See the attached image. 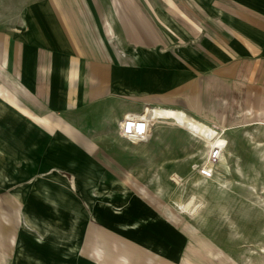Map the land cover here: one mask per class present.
<instances>
[{
    "label": "rangeland",
    "instance_id": "rangeland-1",
    "mask_svg": "<svg viewBox=\"0 0 264 264\" xmlns=\"http://www.w3.org/2000/svg\"><path fill=\"white\" fill-rule=\"evenodd\" d=\"M23 2L32 7L33 17L27 15L39 30L2 25L8 61L14 60L19 42L20 57L27 54L31 61L47 48L64 66L70 48L54 23L53 6L73 8L75 0ZM119 2L126 5L124 11L116 5L121 13L115 16L116 26L124 16L123 26L130 30H115L127 37L126 42L117 39L123 45L115 46L134 61L124 68L112 65L109 92L85 98L81 80L67 85L60 70L52 84L46 81V93L51 90V113L62 126L45 130L6 104L1 109L10 127L1 122L0 134L6 130L10 144L21 148L11 151L2 143L0 149V261L11 263V237H16L21 213L26 219L32 194L35 214L62 223H55L56 231L64 230L63 225L72 231L74 222L65 219L79 210L115 224L144 222L138 227L143 237L178 264H264V0ZM105 7H98L100 13ZM82 10L88 12L85 0ZM69 17L63 16L68 24ZM19 20L26 24L24 16ZM85 59L84 54L76 57L81 70ZM36 63L21 64V71L36 70ZM120 68L126 73L120 74ZM214 77L221 84L212 86ZM146 95L213 127L225 138V147L216 148V158L209 159L211 146L203 137L160 117L148 121L143 135L125 134L120 123L127 117L119 118L122 103L130 98L140 105ZM211 96L216 102H209ZM192 97L203 101L197 110L190 109ZM64 102L72 105L64 107ZM148 106L130 116L144 117ZM31 140L34 150L27 151ZM220 157L225 168L217 164ZM28 160L46 161V185L40 183L42 174L26 173ZM205 166L211 169L208 177L200 172ZM15 167L19 175L11 174ZM219 182L225 191L215 196ZM59 192L72 201L70 208L52 200ZM86 193L90 198L83 199ZM33 226L36 230L20 224L17 247L23 252L26 246L34 264H46V243L39 233L43 223Z\"/></svg>",
    "mask_w": 264,
    "mask_h": 264
},
{
    "label": "crops",
    "instance_id": "crops-1",
    "mask_svg": "<svg viewBox=\"0 0 264 264\" xmlns=\"http://www.w3.org/2000/svg\"><path fill=\"white\" fill-rule=\"evenodd\" d=\"M15 1L16 4H7L4 0H0V28H2V25L10 24L17 28L24 25L28 27L26 29L39 30L38 24L35 22L30 23V15H27L32 13L33 17L34 11L32 7L25 5L23 0L21 4H19V0ZM104 5L106 7L100 13L98 7ZM116 5L124 11L126 4L123 2L120 3L119 0H106L100 3L97 0H91L88 3L85 0V7L88 12L82 10V0H75L73 8L53 6L57 13L54 23L65 35L67 46L70 48V53L66 56L67 59L64 66L61 65L60 59L56 55H53L52 51L47 48L43 49L31 61H29L27 54L20 57L19 42L15 45V53L12 51L14 60L12 62L8 61V37L0 30V100L4 103H0V125L1 122L5 121V125L7 126L8 122L10 127V121L2 115L1 111L6 104L7 107H11L20 112L21 115L27 117L31 123H36L45 130L46 127L52 129L56 125L62 126V122L54 118L51 113V90L46 93V81L49 80L48 83L52 84L53 76L60 72V70L64 78L68 80L67 85L74 87L75 81L78 79L81 80L84 85L83 91L85 98L94 97L110 91V85L107 83V79L112 73V65L115 64L124 68L125 64L134 61L127 51L123 53L120 51L119 53L115 46L119 43L117 39L126 42L124 38H127L124 35H119L115 30H130L127 26H123V22L125 21L124 16H122L116 26L115 16L121 14ZM64 15H70V24L63 20ZM19 16L25 17L26 24L19 22ZM104 17L105 24L103 22ZM33 23L34 26L32 27L31 25ZM99 30L106 36V40L94 39L92 37L93 35H98ZM26 40L29 41L30 37ZM115 40L117 43H115ZM105 45L109 47V51L105 49ZM118 45L121 46L123 44L120 42ZM26 46L28 48L31 44L28 42ZM79 54H84L87 58L85 59L83 70L77 64L76 57ZM34 61L37 62L36 70L21 71V64L24 67L26 62ZM121 68L120 74H125L126 71H123ZM214 82L221 84L215 77L211 79L212 86ZM168 94L166 93L164 96ZM152 96L146 95L145 99L141 100L140 105L132 102V99L128 98V101H124L121 105L119 118L140 114L142 108H145L147 105H162V103L154 100ZM213 96L208 99L209 102L213 100L216 102ZM46 98L49 102L46 101ZM189 103L191 106L190 109L197 110L201 107L203 101L201 102L198 97H192ZM67 104L72 105V103L64 102V107H67ZM24 123L22 126H24ZM28 125H30V122H28ZM63 127L67 128L68 124H65ZM2 135L6 139L3 142L0 138V149L2 143H4V146H8L11 151L20 152L21 147L17 148L12 142L10 144V137L6 130L2 131L0 137ZM26 144H28L27 151H29L30 147L34 150L33 140L26 142ZM7 149L5 147V150ZM28 162L27 170H25L26 173L42 174L44 177L40 179L41 182L38 181L46 185V161L43 160L40 163L35 160H28ZM11 174L19 175V169L16 167L12 168ZM59 177L61 175H58ZM33 185L34 188L36 186L35 182ZM29 196L25 220L29 226L28 229L32 230H36L33 226L35 223H43L44 231H41L42 233L39 231V233L41 236L43 235L44 242L46 243V264H178L174 256L152 245L143 237V232L138 230V227L143 225L144 222L115 224L93 213L82 215L78 213L79 210L77 211L76 207L77 212L75 214L70 213V217L73 218L74 215L76 220L71 221V218L69 220L68 218L65 219L69 224H73L72 222H74L76 226L74 225L72 231H67L65 225H63L64 230H58L62 232L61 234L63 236H61L55 230L54 226L60 220H56L55 217L46 214L41 217L35 214L31 209L33 200H30L32 199L31 197L34 199V196L32 194ZM58 196L54 197L55 199L52 198V200L57 202V206L70 208L73 205L72 201L69 202L66 198L61 197L60 192ZM84 198L88 199L90 195L86 193L83 196ZM65 220L63 221L64 224H66ZM18 228L16 232V244L12 243L11 263L0 261V264H34L32 262L33 257H30V254L26 253L28 251L26 246H23V252H20V249L17 247L19 240ZM20 255H25L26 258L20 257ZM67 256H69V262H62Z\"/></svg>",
    "mask_w": 264,
    "mask_h": 264
},
{
    "label": "bare ground",
    "instance_id": "bare-ground-1",
    "mask_svg": "<svg viewBox=\"0 0 264 264\" xmlns=\"http://www.w3.org/2000/svg\"><path fill=\"white\" fill-rule=\"evenodd\" d=\"M92 37L94 39L106 40V36H104V34H102V32L100 30L98 31V35H93ZM105 49L107 51H109V47L106 45H105ZM129 117H132V116H129ZM158 117L170 119V120L174 121L175 123H177L178 125H181L188 132H190L192 134H197V135L203 137L205 139L206 146L207 147L211 146L209 151H212L215 148H217L221 151L226 145L225 138L219 132H216L213 129V127H211V126L204 125V124L198 122L192 115H190L187 111H185L182 108L162 106V105H159V106L150 105L146 108V113H145V116L143 118L146 119V121H147L146 126H147L148 121L149 122L154 121ZM133 118H135V117H133ZM121 123H125V120ZM121 123H120V126L122 128L123 126L121 125ZM123 129H124V127H123ZM217 164H218V166L225 168V162H224V159L222 157H220V159L217 161ZM207 167H209V166H207ZM121 181H122V179H121ZM214 188H215L214 192H216L215 196H218V195L221 196L223 194V192L225 191V188H224L222 182H219ZM21 207H22V202H21ZM132 212H134V211H132ZM161 218L163 220H165L166 222H168V220H166L165 217L161 216ZM20 224L21 225L23 224V227L25 225H27L26 220H24L22 217V213H21V218L19 220L18 226H20ZM41 240H42V238H41ZM11 241L13 244H16V237L12 236Z\"/></svg>",
    "mask_w": 264,
    "mask_h": 264
},
{
    "label": "built area",
    "instance_id": "built-area-1",
    "mask_svg": "<svg viewBox=\"0 0 264 264\" xmlns=\"http://www.w3.org/2000/svg\"><path fill=\"white\" fill-rule=\"evenodd\" d=\"M146 119L143 117H128L125 120V123H121V125L124 127V132L127 135L130 136H139L140 134L143 135L145 130L148 128L146 126ZM218 154V150L215 148L214 150L210 151L209 153V159H215ZM201 175L202 176H210L211 175V169L207 166L201 168Z\"/></svg>",
    "mask_w": 264,
    "mask_h": 264
}]
</instances>
